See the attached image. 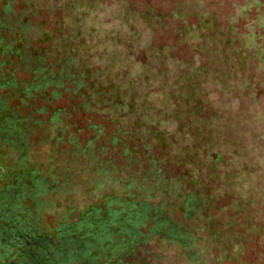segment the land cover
Masks as SVG:
<instances>
[{
	"label": "trees",
	"instance_id": "16d2710c",
	"mask_svg": "<svg viewBox=\"0 0 264 264\" xmlns=\"http://www.w3.org/2000/svg\"><path fill=\"white\" fill-rule=\"evenodd\" d=\"M245 3L0 0V264L264 262Z\"/></svg>",
	"mask_w": 264,
	"mask_h": 264
},
{
	"label": "rangeland",
	"instance_id": "374dc122",
	"mask_svg": "<svg viewBox=\"0 0 264 264\" xmlns=\"http://www.w3.org/2000/svg\"><path fill=\"white\" fill-rule=\"evenodd\" d=\"M236 3H244V0H231ZM247 3L243 5V9L241 11V14H236L239 24L245 23V21L255 18L256 14L259 15L260 19L258 21L259 24H257V28L262 27L264 28V18L263 15H261V10L264 11V0H246ZM220 3V0H219ZM228 9L225 7L222 9L223 13L228 12ZM257 77L260 80V83L258 84L259 87L264 90V68L263 69H256ZM16 78H24V72H15ZM21 86V85H20ZM264 93V91H263ZM21 96H24V94H21ZM264 97V94H263ZM18 103L17 99H14L12 101L13 105H16ZM84 121H78L79 124H81ZM262 140V139H261ZM34 141V140H33ZM8 162H12L13 159H10L9 157L6 159ZM2 162V161H1ZM58 208V206H56ZM57 218L55 217L54 213L52 210L46 211V213L43 216V225L46 228H49L50 226L56 225L57 223ZM261 245L256 242L252 247H250L247 250L246 257L243 258V264H264V262L259 261V255L257 251ZM233 264V263H231Z\"/></svg>",
	"mask_w": 264,
	"mask_h": 264
}]
</instances>
